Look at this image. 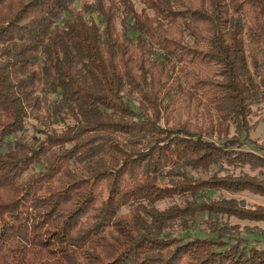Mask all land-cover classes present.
<instances>
[{
    "label": "trees",
    "instance_id": "16d2710c",
    "mask_svg": "<svg viewBox=\"0 0 264 264\" xmlns=\"http://www.w3.org/2000/svg\"><path fill=\"white\" fill-rule=\"evenodd\" d=\"M138 1L0 0V264H264V249L171 232L201 210L264 221L198 203L253 183L190 173L264 170L240 150L264 102V0ZM180 104L219 142L171 124Z\"/></svg>",
    "mask_w": 264,
    "mask_h": 264
},
{
    "label": "rangeland",
    "instance_id": "374dc122",
    "mask_svg": "<svg viewBox=\"0 0 264 264\" xmlns=\"http://www.w3.org/2000/svg\"><path fill=\"white\" fill-rule=\"evenodd\" d=\"M136 4L137 10L141 11L143 5L138 0H133ZM93 0H78L75 6V11H80L84 4H91ZM118 29L121 30L119 22ZM199 111V110H198ZM206 111L201 108L197 113L194 110V106L186 107V104L177 105L172 116L171 124L174 122L188 121L191 124L204 125L203 127L208 133L204 134V137L208 141L219 142L216 135L211 131L213 125H209V117ZM44 116L38 115V118H31L29 126L27 128L26 138H30L37 134L36 131L43 127ZM234 129L230 131V138L234 137ZM243 146L240 150L245 152H253L259 156L264 157V102L255 104L253 106V114L250 121V131L244 134L242 137ZM258 167L252 169L251 166L230 167L225 165L223 167L213 166L208 171H190L191 175L196 178L208 179L213 175H217L219 178H225L229 176L236 178V181L243 178V182H250L254 185H241L248 187L247 189L234 192L232 190H224V186H216L218 191L214 193H203L198 203L202 204H218L222 201L234 200L238 204L239 208L244 212L256 213L258 209L264 211V195L258 193L264 188V170ZM240 187V186H239ZM239 187H237L239 189ZM177 206L184 208L186 201L183 197H176L159 202L157 208L159 210H166L169 207ZM203 209V207H201ZM263 211L259 213H263ZM124 214L128 213V210L123 211ZM175 236H191L201 238H220L227 244L239 247H257L264 249V221H251L241 220L234 216L221 213H208L207 211H197L196 213L187 216L183 219H178L175 223L174 229L171 231Z\"/></svg>",
    "mask_w": 264,
    "mask_h": 264
}]
</instances>
